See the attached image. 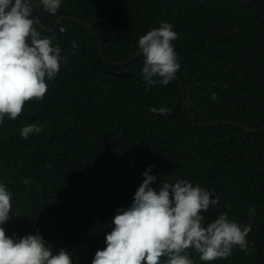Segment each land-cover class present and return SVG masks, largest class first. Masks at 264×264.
I'll return each mask as SVG.
<instances>
[{"label": "trees", "instance_id": "16d2710c", "mask_svg": "<svg viewBox=\"0 0 264 264\" xmlns=\"http://www.w3.org/2000/svg\"><path fill=\"white\" fill-rule=\"evenodd\" d=\"M40 8L51 31L34 27L55 36L67 62L46 79L41 101L0 124V184L12 193L11 217L0 225L6 235L39 234L54 254L65 249L73 264H92L151 166L162 182L186 179L220 198L202 213L206 224L227 212L251 225L250 254L237 247L211 264H264V0H61L56 16ZM62 17L99 30L113 63L142 53L139 38L167 21L178 34L180 69L167 86L149 87L143 56L114 66L90 29L64 20L55 30ZM227 121L241 126L221 124ZM31 124L42 132L25 140L21 129ZM159 186V179L151 185Z\"/></svg>", "mask_w": 264, "mask_h": 264}, {"label": "clouds", "instance_id": "9594fccd", "mask_svg": "<svg viewBox=\"0 0 264 264\" xmlns=\"http://www.w3.org/2000/svg\"><path fill=\"white\" fill-rule=\"evenodd\" d=\"M56 16L61 0H0V124L5 117L15 121L26 102L41 101L48 91L47 81H53L66 57L59 45H53L55 36H41L34 25L39 23L34 8ZM61 32L64 29L60 30ZM178 34L173 26L163 21L158 28L141 36L138 46L144 57L142 77L147 86L159 82L167 86L180 69L173 41ZM73 49L77 48L75 41ZM154 78H158L154 79ZM212 99H216L213 94ZM156 115H168V108L150 107ZM42 127L31 124L21 129L27 140L39 134ZM151 166L142 174L143 182L127 209H118L113 217L111 231L105 237L106 247L98 250L92 264H194L189 250L199 260L211 264L232 255L239 248L246 255L254 245L247 237L251 225L241 226L220 212L213 222L205 223L206 213L218 206L220 198L184 179L173 183L162 182L150 175ZM160 180L159 191L151 187ZM25 184L30 183L24 180ZM12 193L0 184V225L11 217ZM250 218L254 209L248 210ZM163 258V259H162ZM0 264H73L70 253L52 248L39 234L23 238H9L0 227Z\"/></svg>", "mask_w": 264, "mask_h": 264}, {"label": "water", "instance_id": "95a60500", "mask_svg": "<svg viewBox=\"0 0 264 264\" xmlns=\"http://www.w3.org/2000/svg\"><path fill=\"white\" fill-rule=\"evenodd\" d=\"M36 3L39 4L37 0H36ZM34 10H35L36 13H37V17H38V20H39V24L41 25V27L43 28V30H45V31H51L50 29L46 28L44 25L41 24V20H40L41 8H34ZM64 20L72 21V22H74V23H76V24H80V25H82V26H84V27L90 29V30L93 31L94 33H96V34L100 37V52H101V55H102L103 58L106 60V62H108V63H110V64H112V65H114V66H118V67H120V66H125V65H127L128 63H131L134 59L143 56V54L140 53V54L136 55L134 58L130 59L129 61H126V62H123V63H113V62H111L109 59H107V58L105 57V55H104V50H103L104 35H103L99 30H97L94 26H92L91 24H89V23H87V22H84V21L79 20V19H74V18H71V17H62V18H60V19L57 21V23H56V28H55V30H57V29L59 28L60 23L63 22ZM177 78H178V77H177ZM191 115H192V113H191ZM192 117H193V119L196 121V119L194 118L193 115H192ZM221 124H222V125H224V124L235 125V126H237V127H240V126H241L240 124H238V123H236V122H231V121L222 122ZM242 129H243L244 131H246L247 133H251V134L255 133L254 131H251V130H249V129L246 128V127H242ZM262 134H264V132H263Z\"/></svg>", "mask_w": 264, "mask_h": 264}]
</instances>
